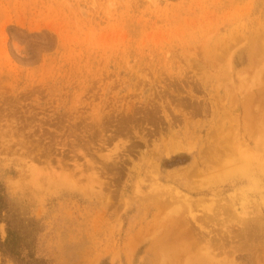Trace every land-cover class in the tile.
Returning <instances> with one entry per match:
<instances>
[{"label": "rangeland", "instance_id": "374dc122", "mask_svg": "<svg viewBox=\"0 0 264 264\" xmlns=\"http://www.w3.org/2000/svg\"><path fill=\"white\" fill-rule=\"evenodd\" d=\"M263 87L264 0H0V264H264Z\"/></svg>", "mask_w": 264, "mask_h": 264}, {"label": "trees", "instance_id": "16d2710c", "mask_svg": "<svg viewBox=\"0 0 264 264\" xmlns=\"http://www.w3.org/2000/svg\"><path fill=\"white\" fill-rule=\"evenodd\" d=\"M5 201L3 200V196L0 195V223H7V236L2 238L0 234V252L7 257L21 259L22 250L27 244H24L23 241L19 239V236L16 232L11 228L10 222L4 216L5 211Z\"/></svg>", "mask_w": 264, "mask_h": 264}, {"label": "bare ground", "instance_id": "6f19581e", "mask_svg": "<svg viewBox=\"0 0 264 264\" xmlns=\"http://www.w3.org/2000/svg\"><path fill=\"white\" fill-rule=\"evenodd\" d=\"M254 48V47H253ZM252 48V49H253ZM254 50H255V48H254ZM253 50V51H254ZM252 51V52H253ZM255 52H256V50L254 51V55H255ZM260 94H262L261 96L259 95V98H260V101L261 102H259L260 103V105H262V107L261 106H258L259 108H262L263 109V111H262V109H261V114H262V117H264V87L262 88V90H261V93ZM262 103V104H261ZM259 105V104H258ZM222 144H223V142H222ZM210 146V145H209ZM215 146V145H214ZM225 147L226 146H219V145H217V146H215L213 149H212V153H210L211 155H209V153L207 154V155H209V157H208V161H209V163H217V162H219V160H220V157H221V154L223 153V151H226L225 150ZM208 148V147H207ZM205 149V148H204ZM210 149V148H209ZM207 150V149H206ZM205 151V150H204ZM223 155H224V153H223ZM202 160H204V159H202ZM206 160V159H205ZM222 160V159H221ZM207 161V162H208ZM196 163V162H195ZM208 163V166H211V164H209ZM215 163V164H216ZM197 165V164H196ZM220 165V164H219ZM219 165H217V166H219ZM193 167H194V165H193ZM214 168H216V167H214ZM186 169V168H185ZM211 169H213V168H211ZM190 170V169H189ZM200 171V170H199ZM191 172V171H190ZM203 172V171H202ZM193 173V172H192ZM188 175V174H187ZM185 178V177H184ZM188 178V177H187ZM195 179H197V178H195ZM184 180H186V179H184ZM199 180V179H198ZM194 181V180H193ZM198 189V188H197ZM165 190V189H164ZM198 193H205V190H201V191H199ZM178 198V197H177ZM185 199V201H187V203L188 204H190L192 201H194V199H189V198H184ZM184 199H182V200H184ZM198 202L199 201H202L201 199H196ZM196 200H195V203H193V204H197L198 202H196ZM184 201V202H185ZM203 202V201H202ZM186 203V204H187ZM200 203V202H199ZM189 207H192L191 205H189ZM224 209V207H220V208H218V211H213V210H211V213H212V215H213V217H219V215H221V210H223ZM218 212L220 213V214H218ZM197 216V215H196ZM195 215H194V218H195V220H197L198 218L196 217ZM208 217L209 216H207L206 218H205V220L206 219H208ZM215 220V219H214ZM247 221V220H246ZM196 222V221H195ZM214 222V221H213ZM199 226L201 227V229H204V230H207L208 231V229L206 228V226H204L202 223H199ZM199 227V228H200ZM263 228V227H262ZM262 231H264V230H262ZM209 233V232H208ZM263 244V243H262ZM263 246V245H262Z\"/></svg>", "mask_w": 264, "mask_h": 264}]
</instances>
